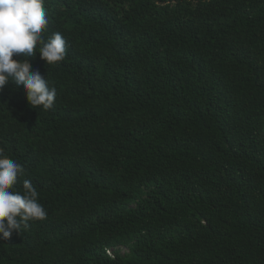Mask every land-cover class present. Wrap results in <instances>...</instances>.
<instances>
[{"label": "trees", "instance_id": "obj_1", "mask_svg": "<svg viewBox=\"0 0 264 264\" xmlns=\"http://www.w3.org/2000/svg\"><path fill=\"white\" fill-rule=\"evenodd\" d=\"M45 6L56 101L9 80L0 148L47 218L0 230V264H264V0Z\"/></svg>", "mask_w": 264, "mask_h": 264}, {"label": "clouds", "instance_id": "obj_2", "mask_svg": "<svg viewBox=\"0 0 264 264\" xmlns=\"http://www.w3.org/2000/svg\"><path fill=\"white\" fill-rule=\"evenodd\" d=\"M45 0H0V91L9 80L23 86L32 108L51 110L56 101V89L50 88L37 66L29 62L37 46L48 65H56L67 57V43L60 32L50 38L44 29L49 24ZM22 56L23 60L13 59ZM26 169L18 159L10 158L0 148V230L3 239L10 240L15 232L22 234L30 221L47 218V211L38 202L39 192L29 179L22 183L23 192L16 190Z\"/></svg>", "mask_w": 264, "mask_h": 264}, {"label": "rangeland", "instance_id": "obj_3", "mask_svg": "<svg viewBox=\"0 0 264 264\" xmlns=\"http://www.w3.org/2000/svg\"><path fill=\"white\" fill-rule=\"evenodd\" d=\"M121 253H127L128 249L126 247H119ZM110 253H112L111 249H108Z\"/></svg>", "mask_w": 264, "mask_h": 264}, {"label": "built area", "instance_id": "obj_4", "mask_svg": "<svg viewBox=\"0 0 264 264\" xmlns=\"http://www.w3.org/2000/svg\"><path fill=\"white\" fill-rule=\"evenodd\" d=\"M108 253V255L112 256V254L109 252V250L106 251Z\"/></svg>", "mask_w": 264, "mask_h": 264}]
</instances>
